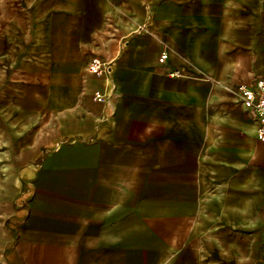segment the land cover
I'll use <instances>...</instances> for the list:
<instances>
[{"label": "crops", "instance_id": "0c3cea01", "mask_svg": "<svg viewBox=\"0 0 264 264\" xmlns=\"http://www.w3.org/2000/svg\"><path fill=\"white\" fill-rule=\"evenodd\" d=\"M258 79L264 0H0V264H126L157 221L264 264Z\"/></svg>", "mask_w": 264, "mask_h": 264}, {"label": "rangeland", "instance_id": "374dc122", "mask_svg": "<svg viewBox=\"0 0 264 264\" xmlns=\"http://www.w3.org/2000/svg\"><path fill=\"white\" fill-rule=\"evenodd\" d=\"M169 232L172 237H166ZM166 247L174 253L170 260L159 254ZM125 251L126 264H205L201 244L187 237V230L181 222L153 223V234L144 230L140 235L126 238Z\"/></svg>", "mask_w": 264, "mask_h": 264}, {"label": "built area", "instance_id": "2783aa9c", "mask_svg": "<svg viewBox=\"0 0 264 264\" xmlns=\"http://www.w3.org/2000/svg\"><path fill=\"white\" fill-rule=\"evenodd\" d=\"M163 58L165 56H162ZM90 74L98 77L109 76V64L101 62L99 59H93L87 67ZM239 95L243 103L254 114L257 121V136L264 142V79H258L252 86L242 85L239 87ZM103 93L95 95L97 101L105 100Z\"/></svg>", "mask_w": 264, "mask_h": 264}]
</instances>
